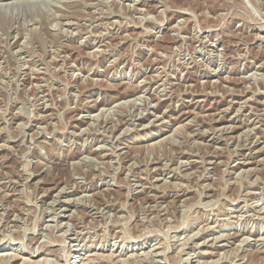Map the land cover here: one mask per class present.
Segmentation results:
<instances>
[{
	"label": "rangeland",
	"instance_id": "1",
	"mask_svg": "<svg viewBox=\"0 0 264 264\" xmlns=\"http://www.w3.org/2000/svg\"><path fill=\"white\" fill-rule=\"evenodd\" d=\"M17 1L0 264H264V0Z\"/></svg>",
	"mask_w": 264,
	"mask_h": 264
},
{
	"label": "bare ground",
	"instance_id": "2",
	"mask_svg": "<svg viewBox=\"0 0 264 264\" xmlns=\"http://www.w3.org/2000/svg\"><path fill=\"white\" fill-rule=\"evenodd\" d=\"M16 1H17V0H16ZM2 2H3V1H2ZM7 2H8V1H7ZM11 2H12V1H11ZM17 2H18V1H17ZM30 2H31V1H30ZM7 4H8V3H6L5 5H7ZM16 4H17V3H16ZM21 4H22V3H21ZM5 5H3V6H5ZM13 5H14V4H13ZM18 5H19V4H17V6H18ZM131 5H133V4H131ZM7 6H8V5H7ZM11 6H12V5H11ZM14 6H15V5H14ZM127 6H128V5H127ZM1 7H2V3H1ZM9 7H10V6H9ZM25 7H26V6H25ZM60 7H61V6H60ZM11 8H12V7H11ZM19 9H20V8H19ZM31 9H32V8H31ZM131 9H132V8H131ZM127 10H128V9H127ZM178 11H179V10H178ZM24 12H25V11H24ZM92 12H93V11H92ZM163 12H164V11H163ZM15 13H16V12H15ZM104 13H105V12H104ZM139 14H140V13H139ZM217 14H218V13H217ZM48 15H49V14H48ZM223 15H224V14H223ZM50 16H51V15H50ZM58 16H59V15H58ZM145 17H146V16H145ZM32 22H33V21H32ZM83 22H84V21H83ZM119 22H120V21H119ZM161 22H162V21H161ZM31 24H32V23H31ZM70 25H71V24H70ZM77 25H78V24H77ZM81 25H82V24H81ZM98 25H99V24H98ZM106 25H107V24H106ZM129 26H130V25H129ZM56 27H57V26H56ZM34 28H35V27H34ZM77 28H78V27H77ZM258 28H259V27H258ZM263 28H264V27H263ZM25 30H26V29H25ZM145 31H146V30H145ZM151 31H152V30H151ZM206 31H207V30H206ZM75 32H76V31H75ZM87 32H88V31H87ZM73 33H74V32H73ZM73 33H72V34H73ZM102 33H103V32H102ZM74 34H75V33H74ZM94 34H95V33H94ZM0 35H1V34H0ZM64 36H65V34H64ZM23 37H24V36H23ZM254 37H255V35H254ZM256 37H257V36H256ZM258 37H259V36H258ZM262 37H263V36H262ZM16 38H17V37H16ZM128 38H129V37H128ZM181 38H182V37H181ZM260 38H261V36H260ZM203 39H204V38H203ZM191 40H192V39H191ZM262 40H263V39H262ZM3 41H4V40H3ZM4 44H5V43H4ZM205 46H206V45H205ZM27 47H28V46H27ZM149 49H150V48H149ZM17 50H18V49H17ZM58 50H59V49H58ZM93 53H94V52H93ZM149 53H150V52H149ZM87 54H88V53H87ZM35 55H36V54H35ZM99 55H100V54H99ZM216 56H217V55H216ZM92 57H94V56H92ZM18 60H19V59H18ZM183 60H184V59H183ZM57 61H58V60H57ZM183 63H184V62H183ZM49 64H50V63H49ZM262 64H263V63H262ZM40 68H41V67H40ZM185 68H186V67H185ZM220 68H221V67H220ZM259 68H260V67H259ZM37 71H38V70H37ZM162 72H163V71H162ZM38 73H39V72H38ZM42 74H43V73H42ZM160 75H161V74H160ZM134 77H135V76H134ZM35 78H36V77H35ZM150 78H151V77H150ZM260 79H261V78H260ZM153 80H154V79H153ZM153 80H152V81H153ZM252 80H253V79H252ZM9 81H10V80H9ZM154 81H155V80H154ZM155 82H156V81H155ZM253 82H254V81H253ZM145 83H146V81H145ZM149 83H150V82H149ZM162 83H163V82H162ZM146 84H147V83H146ZM141 85H142V84H141ZM161 85H162V84H160V86H161ZM37 87H38V86H37ZM108 87H109V86H108ZM140 87H141V86H140ZM154 87H155V86H154ZM155 88H156V87H155ZM143 89H144V88H143ZM145 89H146V88H145ZM158 89H159V88H158ZM229 89H230V88H229ZM134 90H135V89H134ZM131 92H132V93H126V94L124 95V98L130 97V96L133 97L134 95L136 96V94L139 93L140 91H138V92H137V91H136V92L131 91ZM208 92H209V91H208ZM194 93H195V92H194ZM214 93H215V92H214ZM137 95H138V94H137ZM199 95H201L202 97H204V99H203V100H197V102H196L195 104L198 103V105H195V107H197V106L200 107V105H199L200 102H206L207 99L209 98V97H207L205 94H199ZM252 95H253V94H252ZM193 96L196 97L197 95H193ZM194 97H193V98H194ZM130 98H131V97H130ZM139 98H140V97H139ZM144 98H145V97H144ZM144 98H143V99H144ZM83 100H84V99H83ZM123 100H124V99H123ZM140 100H141V99H140ZM145 100H146V99H145ZM124 101H125V100H124ZM119 102H120V101H119ZM119 102H118V104H120ZM121 102H123V101H121ZM128 102H129V101H128ZM137 102H138V101H137ZM187 102H188V101H187ZM125 103H126V102H125ZM233 103H234V102H233ZM41 104H42V103H41ZM116 104H117V102H116ZM45 105H46V104H45ZM114 105H115V104H114ZM120 105H121V104H120ZM120 105H119V106H120ZM124 105H125V104H124ZM117 106H118V105H117ZM130 106H131V105H130ZM185 106H189V104H185ZM241 106H242V105H241ZM228 107H229V106H228ZM232 107H233V106H232ZM110 108H111V107H110ZM114 108H115V107H113L112 109H114ZM77 109H78V108H77ZM154 109H155V108H154ZM154 109H153V110H154ZM103 110H104V109H103ZM105 110H106V108H105ZM107 110H109V109H107ZM228 110H229V108H228ZM119 111H120V110H119ZM127 111H128V110H127ZM145 111H147V110H145ZM222 111H223V110H222ZM225 111H226V113H225V115H226V114L228 113V111H227V110H224L223 112H225ZM237 111H238V109H237ZM249 111H250V110H249ZM37 112H38V111H37ZM104 112H105V111H104ZM163 112H164V111H163ZM18 113H19V112H18ZM143 113H144V112H143ZM148 113H149V112H148ZM151 113H152V112H151ZM151 113H150V114H151ZM262 113H263V112H262ZM141 114H142V113H141ZM217 114H218V112H217ZM163 115H164V114H163ZM199 115H200V114H199ZM32 116H33V115H32ZM91 116H92V115H91ZM101 116H102V115H101ZM120 116H121V115H120ZM135 116H136V115H135ZM143 116H144V115H143ZM196 116H197V115H196ZM201 116H202V115H201ZM211 116H212V115H211ZM218 116H219V115H218ZM221 116H222V115H221ZM156 117H157V116H156ZM158 117H159V116H158ZM206 117H207V116H206ZM86 118H87V117H86ZM159 118H160V117H159ZM167 118H168V117H167ZM218 118H219V117H218ZM218 118H216V119H218ZM256 118H257V117H256ZM114 119H115V118H114ZM136 119H137V118H136ZM207 119H208V118H207ZM211 119L214 120V118H211ZM211 119H210V120H211ZM121 120H122V119H121ZM156 120H157V118H156ZM156 120H155V121H156ZM190 120H191V119H190ZM221 120H222V118H219L218 120H214V122H218L219 124L224 123V122H222L223 120H222V121H221ZM229 120H230V119H229ZM141 121H142V120H141ZM151 121H153V120H151ZM151 121H150V122H151ZM158 121H159V120H158ZM161 121H163V120H161ZM192 121H193V120H192ZM150 122H149V123H150ZM194 122H195V121H194ZM212 122H213V121H212ZM212 122H211V123H212ZM161 123H162V122H161ZM191 123H192V122H191ZM191 123H190V125H191ZM144 124H145V123H144ZM192 124H193V123H192ZM131 125H133V124H131ZM142 125H143V124H142ZM196 125H197V124H196ZM209 125H210V124H209ZM222 125H223V124H222ZM103 126H104V125H103ZM147 126H148V125H147ZM198 126H201V125H198ZM198 126H197V127H198ZM24 127H25V126H24ZM145 127H146V125H145ZM210 127H211V125H210ZM216 127H217V126H216ZM221 127H222V126H221ZM228 127H230V126H228ZM247 127H248V126H247ZM253 127H254V126H252V129H249V128H248V131H251L253 134L255 133V135L258 134V133L260 132V130L256 131V130H255V129H256V126H255V129H254ZM146 128H147V127H146ZM213 128H214V127H213ZM213 128H212V129H213ZM223 128H224V126H223ZM233 128H234V127H233ZM41 129H42V128H41ZM174 129H175V128H174ZM195 129H196V128H195ZM217 129H219V128H217ZM217 129H215V130H217ZM220 129H221V128H220ZM220 129H219V130H220ZM242 129H243V126L240 127V129H239L240 132L242 131ZM246 129H247V128H246ZM259 129H260V128H259ZM83 130H84V129H83ZM109 130H110V129H109ZM202 130H203V129H202ZM207 130H208V129H207ZM233 130H234V129H233ZM84 131H85V130H84ZM86 131H87V130H86ZM86 131H85V132H86ZM123 131H124V130H123ZM228 131H230V130H228ZM231 131H232V129H231ZM205 132H206V131H205ZM218 132L221 133V131H218ZM218 132H217V133H218ZM245 132H247V131H245ZM251 132H250V133H251ZM263 132H264V131H263ZM213 133H214V132H213ZM215 133H216V132H215ZM219 133L217 134L218 136H219ZM225 133H226V131H225ZM242 133H243V132H242ZM193 134H194V133H193ZM197 134H198V133H197ZM226 134H227V133H226ZM253 134H252V135H253ZM171 135H172V134H171ZM180 135H181V134H180ZM180 135H179V136H180ZM190 135H191V134H190ZM190 135H189V136H190ZM198 135H199V134H198ZM222 135H223V134H222ZM248 135H249V134H248ZM248 135H247V136H248ZM262 135H263V134H262ZM112 136H113V135H112ZM118 136H119V135H118ZM179 136H178V137H179ZM181 136H182V135H181ZM201 136H202V135H201ZM212 136H214V135H212ZM239 136H241V135H239ZM245 136H246V135H245ZM253 136H254V135H253ZM230 137H231V136H230ZM234 137H235V136H234ZM237 137H238V136H237ZM241 137H242V136H241ZM257 137H258V136H257ZM263 137H264V136H263ZM232 138H233V137H232ZM238 138H239V137H238ZM247 138H248V137H247ZM215 139H216V138H215ZM218 139H220V138H218ZM222 139H223V138H222ZM249 139H250V137H249ZM257 139H258V138H257ZM257 139H255V140H257ZM162 140H163V139H162ZM232 140H233V139H232ZM242 140H243V139H242ZM244 140H245V137H244ZM252 140H253V139H252ZM189 141H190V140H189ZM219 141H220V140H219ZM257 141H258V140H257ZM29 143H30V141H29ZM242 143H243V142H242ZM257 143H258V142H257ZM3 144H4V143H3ZM255 144H256V143H255ZM176 145H177V144H176ZM186 145H187V144H186ZM191 145H192V144H191ZM236 145H238V144L236 143ZM242 145H243V144H242ZM183 147H184V146H183ZM11 148H12V147H11ZM219 149H220V148H219ZM98 150H99V149H98ZM217 150H218V149H217ZM222 150H223V149H222ZM96 151H97V150H96ZM222 152H223V151H222ZM214 153H215V152H214ZM221 154H222V153H221ZM14 155H15V154H14ZM102 155H103V154H102ZM96 156H97V155H96ZM102 157H103V156H102ZM130 157H131V156H130ZM161 157H162V156H161ZM196 157H197V156H196ZM215 157H216V156H215ZM118 158H119V157H118ZM47 160H48V159H47ZM86 161H87V159H86ZM99 161H100V160H99ZM195 161H196V160H195ZM232 161H233V160H232ZM190 162H192V161H190ZM212 162H213V161H212ZM214 162H215V161H214ZM154 163H155V162H154ZM167 163H168V162H167ZM182 163H183V162H182ZM188 163H189V162H188ZM198 163H199V162H198ZM222 163H223V162H222ZM79 164H80V163H79ZM118 164H119V163H118ZM150 164H151V163H150ZM164 164H165V163H164ZM189 164H190V163H189ZM207 164H208V163H207ZM217 164H218V163H217ZM246 164H247V162H246ZM71 165H72V164H71ZM83 165H84V164H83ZM86 165H87V164H86ZM134 165H135V163H134ZM180 165H181V164H180ZM225 165H226V164H225ZM242 165H245L244 162H242L241 165H240V163H239V164L236 166V168H240V169H241V168L243 167ZM167 166H168V165H167ZM185 166H186V165H185ZM187 166H188V165H187ZM101 167H102V166H101ZM154 167H155V166H154ZM188 167H189V166H188ZM188 167H187V168H188ZM71 168H73V167H71ZM117 168H118V167H117ZM146 168H147V167H146ZM162 168H163V167H162ZM183 168H184V167H183ZM189 168H190V167H189ZM129 169H130V168H129ZM155 169H156V168H155ZM155 169H154V170H155ZM172 169H173V168H172ZM242 169H243V168H242ZM156 170H157V169H156ZM170 170H171V169H170ZM177 170H178V169H176V171H177ZM244 170H245V169H244ZM129 171H130V170H129ZM178 171H179V170H178ZM247 171H249V170H247ZM193 172H195V171H193ZM130 173H131V172H130ZM176 173H177V172H176ZM188 173H189V172H188ZM246 173H247V172H246ZM144 174H145V173H144ZM140 175H141V174H140ZM152 177H153V176H152ZM236 177H237V176H236ZM93 178H94V177H93ZM239 178H240V176H239ZM254 178H255V177H254ZM114 179H115V177H114ZM143 179H144V178H143ZM156 179H157V178H156ZM161 179H162V178H161ZM231 179H232V178H231ZM12 180H13V179H12ZM63 180H64V179H63ZM158 180H159V179H158ZM158 180H157V181H158ZM165 181H166V180H165ZM258 181H259V180H258ZM18 182H19V181H18ZM234 182H235V181H234ZM246 183H247V182H246ZM58 184H59V183H58ZM239 184H240V183H239ZM138 185H139V184H138ZM55 186H56V184H55ZM57 186H58V185H57ZM143 186H144V185H143ZM65 187H66V185H65ZM125 187H126V186H125ZM139 187H140V186H139ZM144 187H145V186H144ZM147 187H148V186H147ZM185 187H186V186H185ZM204 187H205V186H204ZM251 187H252V186H251ZM62 188H63V187H62ZM62 188H61V189H62ZM153 188H154V187H153ZM63 189H64V188H63ZM63 189H62V190H63ZM142 189H143V188H142ZM162 189H163V188H162ZM166 189H167V188H166ZM177 189H178V188H177ZM62 190H61L60 192H62ZM167 190H168V189H167ZM64 191H65V190H63V193H64ZM142 191H143V190H141V192H142ZM69 192H70V191H69ZM248 192H249V191H248ZM63 193H62V194H63ZM57 194H58V193H57ZM54 195H56V194H54ZM54 195H53V197H55ZM58 196H60V195H58ZM0 197H1V196H0ZM80 197H81V196H80ZM80 197H78V198H80ZM86 197H87V196H86ZM88 197H89V195H88ZM149 197H150V196H149ZM56 198H57V196H56ZM55 200H59V199H55ZM94 200H95V199H94ZM60 201H62V200H60ZM76 201H77V199H76ZM51 202H52V201H51ZM53 202H54V201H53ZM53 202H52V203H53ZM65 202H66V201H65ZM68 202H69V200H68ZM70 202H71V201H70ZM107 202H108V201H107ZM0 203H1V202H0ZM53 204H54V203H53ZM75 204H76V203H75ZM148 204H149V203H148ZM50 205H51V204H50ZM50 205H49V206H50ZM54 205H56V203H55ZM54 205H53V207H54ZM58 205H59V204H58ZM58 205H57V206H58ZM100 205H101V204H100ZM257 205H258V204H257ZM12 206H13V205H12ZM68 206H69V205H68ZM96 206H97V205H96ZM94 207H95V206H94ZM14 208H15V207H14ZM65 208H66V207H65ZM65 208H64V209H65ZM7 209H8V208H7ZM43 209H44V208H43ZM86 209H87V208H86ZM101 209H102V208H101ZM263 209H264V208H263ZM61 210H62V209H61ZM150 210H151V209H150ZM257 210H258V209H257ZM48 211H49V210H48ZM95 212H96V211H95ZM27 213H28V212H27ZM100 213H101V212H100ZM75 216H76V215H75ZM111 216H112V215H111ZM111 216H110V217H111ZM262 217H263V216H262ZM111 218H112V217H111ZM113 220H114V219H113ZM151 220H152V219H151ZM24 221H25V220H24ZM52 221H53V220H52ZM54 221H55V220H54ZM160 221H161V220H160ZM67 223H68V222H67ZM61 224H62V223H61ZM65 224H66V222H65ZM59 225H60V224H59ZM87 225H88V224H87ZM233 225H234V224H233ZM20 226H21V225H20ZM55 226H56V225H55ZM61 226H62V225H61ZM48 228H49V227H48ZM203 229H204V228H203ZM200 230H201V228H200ZM207 230H208V229H207ZM213 230H214V229H213ZM73 231H74V230H73ZM197 231H198V230H197ZM210 231H211V230H210ZM80 232H81V231H80ZM19 233H20V232H19ZM41 234H42V233H41ZM54 234H55V233H54ZM62 234H63V233H62ZM62 234H61V235H62ZM200 234H201V233H200ZM198 235H199V234H198ZM45 236H46V235H45ZM76 236H77V235H76ZM106 237H107V236H106ZM60 238H61V237H60ZM93 238H94V237H93ZM192 238H193V237H192ZM218 239H219V238H218ZM47 240H48V239H47ZM216 240H217V238H216ZM243 240H244V239H243ZM243 240H242V241H243ZM118 241H119V240H118ZM122 241H123V240H122ZM187 241H188V240H187ZM214 241H215V240H214ZM258 241H259V239H258ZM114 242H115V241H114ZM244 242H245V241H244ZM255 242H256V241H255ZM122 243H123V242H122ZM116 244H117V243H116ZM179 244H180V243H179ZM74 245H75V244H74ZM182 245H183V244H182ZM37 246H38V245H37ZM198 246H199V245H198ZM186 247H187V246H186ZM212 247H213V246H212ZM175 248H176V247H175ZM27 249H28V248H27ZM36 249H37V248H36ZM41 249H42V247H41ZM78 249H79V248H78ZM36 253H37V252H36ZM48 253H49V252H48ZM161 253H162V252H161ZM10 254H11V253H10ZM10 254H9V255H10ZM141 254H142V253H141ZM146 254H147V253H146ZM183 254H184V253H183ZM110 255H111V254H110ZM150 255H151V254H150ZM154 255H155V254H154ZM157 255H158V254H157ZM176 255H177V254H176ZM87 256H88V255H87ZM225 256H226V255H225ZM147 257H148V256H147ZM133 258H134V257H133ZM152 258H153V257H152ZM94 259H95V258H94ZM118 259H119V258H118ZM11 260H12V259H11ZM36 260H37V259H36ZM100 260H101V259H100ZM128 260H129V259H128ZM167 260H168V259H167ZM186 260H187V259H186ZM37 261H38V260H37ZM48 261H49V259H48ZM223 261H224V260H223ZM40 262H41V261H40ZM218 262H219V261H218ZM220 262H221V261H220ZM225 262H226V261H225ZM31 263H32V262H31ZM116 263H117V262H116ZM39 264H40V263H39ZM41 264H42V263H41ZM83 264H84V263H83ZM140 264H141V263H140ZM156 264H157V263H156ZM216 264H217V263H216ZM231 264H232V263H231Z\"/></svg>",
	"mask_w": 264,
	"mask_h": 264
}]
</instances>
